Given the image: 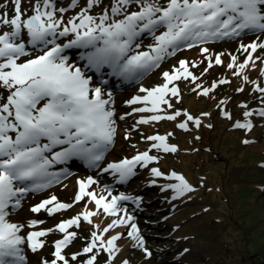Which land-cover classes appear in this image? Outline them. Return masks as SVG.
Masks as SVG:
<instances>
[{
  "label": "snow or ice",
  "instance_id": "snow-or-ice-1",
  "mask_svg": "<svg viewBox=\"0 0 264 264\" xmlns=\"http://www.w3.org/2000/svg\"><path fill=\"white\" fill-rule=\"evenodd\" d=\"M99 3L100 0H86V7L65 22L57 13L62 14L66 9L57 8L56 0H35L31 4V15L21 11V0H14V15L8 18L5 13L0 17V25L9 29L0 32V264H24L23 246L35 253L45 246L41 238L54 231L62 233L63 238L54 242V258L42 264H69L63 252L76 238V232L69 229L80 227L81 218L91 224V217L100 209L116 219L102 232L96 225L97 230L91 233L90 242L86 243L82 253L73 254L72 260L81 254H92L85 264H95L101 250L112 258L119 251L117 241L121 235L105 239L104 234L116 226L128 227L127 236L143 247L144 241L133 216L118 206V202L132 197L124 194L112 196L110 191V200L107 196H98L88 190L96 184L91 176L78 181L75 201L89 197L97 212L85 209L77 216L61 221L54 229L30 231L26 236L21 234L25 225L9 219L11 209L19 208L26 194L59 181V175L49 171L54 164L78 157L97 166L113 144L116 121L114 109L110 107L111 93L105 99L102 87L92 86V77L86 74V69L100 72L107 67L111 69V75L138 79L183 48L191 49L211 40L239 36L246 30L264 32V0H110L109 7L100 15L90 14ZM76 5L77 0H72L71 6ZM143 37L153 40L146 50H141ZM61 38H67V42ZM73 48L86 50L79 57L86 61L85 64L70 62L65 53ZM258 49H264V42L259 39L241 44L240 50L247 53L246 59L237 63V57L231 55L227 67L235 69V75H240L250 63L255 64L253 54ZM37 52L39 54H35ZM208 53V48H201V54L208 61L205 72L213 67ZM224 55L215 56V65L223 63L221 57ZM162 75L165 81L162 85L141 87L139 91L144 95L126 101L130 106L142 105L133 108V113H152L147 118L141 117L137 123L175 121L183 115L186 119L177 125L178 128L187 131L188 122L199 128L201 120L188 112L176 110L174 114H167L161 107L172 108L169 97H179L175 81L191 78L195 83L198 79L189 71V62L180 60L179 67ZM247 79L245 76L244 80ZM218 83L230 81L222 79ZM217 86L214 82L198 94L208 96ZM255 91L264 93V87L258 86ZM240 107L247 108L246 105ZM223 114L231 119L228 112ZM258 115L264 117V109H260ZM243 116L252 117L253 112L246 110ZM234 126L248 131L253 128L251 120L236 122ZM171 135H150L147 140L153 142L152 149L174 153L176 146L168 143ZM149 151L110 163L103 172H111L118 175L120 181H125L135 174L138 165L147 167L157 159ZM151 175L161 177L164 174L158 168H152ZM166 178L179 182L167 186L175 191L174 199L194 191L185 178L175 172ZM71 207L72 204L59 202L56 196H51L32 206L30 211L37 214L45 211L52 216ZM41 223V220H30L27 227L35 228ZM144 251L151 255L147 249Z\"/></svg>",
  "mask_w": 264,
  "mask_h": 264
},
{
  "label": "rangeland",
  "instance_id": "rangeland-1",
  "mask_svg": "<svg viewBox=\"0 0 264 264\" xmlns=\"http://www.w3.org/2000/svg\"><path fill=\"white\" fill-rule=\"evenodd\" d=\"M9 1L14 3V0ZM34 2L35 0H21V11L30 15L31 4ZM71 2L72 0H56L57 8L66 9L62 14L57 13L58 17L63 16L65 22L86 7V0H77L75 7L71 6ZM109 5L110 0H100L90 14L100 15ZM2 31L6 30L0 25V32ZM142 39L141 50H146L153 40L151 37ZM258 39L264 42V32L253 33L246 30L239 36L211 40L191 49L183 48L175 55L166 57L158 68L138 79L111 75V69L107 67L100 72L86 69V74L92 77V86L102 87L105 99L111 93L110 107L114 109L116 121L113 144L91 170L86 169L85 160L78 157L66 161L64 165L54 164L49 171L59 172L65 178L43 191L26 194L22 198L21 206L11 209L9 219L25 225L21 234L26 236L30 231L54 229L61 221L71 219L85 209L97 212L96 205L89 197L75 201L79 191L78 181L91 176L96 184L88 190L98 196L104 195L110 200V191L112 196L124 194L132 197L131 200L118 202V206L127 209L133 216V222L144 241L143 247H140L127 236V231L130 230L128 227H113L104 236L107 239L120 234L121 239L117 241L119 251L110 258L108 253L101 250L95 264H124L125 261L127 264H264V117L258 115L259 110L264 109V93L255 91L258 86L264 87V49H258L253 54L257 64L250 63L240 75H235V69L227 67L231 62V55L237 57V63H243L247 53L240 50L241 44L247 45ZM61 40L67 42V38ZM203 47L209 49L207 55L212 57L213 62V67L206 72L208 61L201 54ZM77 50L76 52L80 51L78 56L75 61L72 59L70 62L83 65L86 61L79 57L86 50ZM220 53H225L221 57L223 63L215 65V56ZM180 60L189 62V71L198 79L195 83L191 78L175 81L180 95L169 97L174 108L169 109L166 105L161 107L167 114H174L176 110L186 111L200 119L201 126L197 128L192 122H188L187 131L179 129L177 125L186 119L183 115L177 117V125L165 120L138 124L141 117L147 118L152 113H133V108L142 105L130 106L126 101L136 95H144L139 91L141 87L153 88L162 85L165 82L163 72L171 73L174 67H179ZM193 63L196 64L195 67L192 66ZM245 76L247 81L244 80ZM222 79L230 83L219 84ZM186 82L187 88L184 86ZM214 82L218 86L208 96L198 94L203 88L211 87ZM196 88L197 91H192ZM241 88L243 91H238ZM187 91L188 97L195 95L208 101L200 113H191L185 107ZM221 101L225 103L221 104ZM240 105H246L247 108ZM246 110L252 111L253 116L244 117ZM224 112H228L231 119ZM121 116L124 119H120ZM214 120L222 128L215 126ZM246 120H251L253 124L251 131L234 126L236 122L243 123ZM226 124L229 125L228 132L232 133L227 135H231V138H227L225 134V139L223 137L224 140L219 143V136ZM164 127H167V132L163 131ZM168 133L172 134L168 143L176 146V152L165 153L151 148L153 142L147 140L148 136ZM245 140L249 143H243ZM215 142L219 144V149L215 150ZM191 149H197V152L190 154ZM144 151H149L157 159L147 167L138 165L134 169L135 174L127 180L120 181L118 175L103 172L108 164L125 158L131 159ZM152 168H158L164 175L152 176ZM173 172L183 176L194 191L174 199L175 191L167 186L179 182L166 178ZM51 196H56L59 202L72 204V207L52 216L45 211L38 214L30 211L32 206ZM100 212L103 213V209L91 217V224L81 218L80 227L73 226L69 229L76 232V238L63 252L69 264H85L92 254H81L76 260L71 259L72 255L82 253L86 243L91 240V233L97 230L96 225L102 232L116 219L104 213L100 215ZM30 220H41L43 223L35 228L27 227ZM61 238L63 234L58 231L42 237L45 246L35 253L26 245L23 246L24 264L50 262L54 258V242ZM144 249L151 255L148 256Z\"/></svg>",
  "mask_w": 264,
  "mask_h": 264
},
{
  "label": "trees",
  "instance_id": "trees-1",
  "mask_svg": "<svg viewBox=\"0 0 264 264\" xmlns=\"http://www.w3.org/2000/svg\"><path fill=\"white\" fill-rule=\"evenodd\" d=\"M13 7H14V3L13 2H10L9 0L7 1V0H4L3 2H1V0H0V17H2L5 13L7 14V16H8V18H11V16L12 15H14V11H13ZM3 28L7 31V30H9L8 29V27L7 26H3ZM76 51H78L76 48H73V49H68L67 50V55L69 56V60H74L75 61V58L78 56V53L79 52H76ZM35 54H39L38 52L37 53H35ZM256 54V53H255ZM254 58V57H253ZM255 63L257 64V60H255ZM259 67V66H258ZM257 68V67H256ZM259 71H260V69H259ZM189 82V81H188ZM188 82H186L185 84H184V86L187 88V83ZM198 90V88H196L195 89V91H197ZM193 91V90H192ZM185 98H186V105H185V107L191 112V113H194V114H197V113H200V111L201 110H203L202 108H203V106H205L206 105V103L208 102V101H204L205 99H203V98H200V97H198V96H195V95H193V97H188V91L187 92H185ZM211 105V104H210ZM174 107H172V109H173ZM198 111V112H194V111ZM205 111V110H204ZM205 112H207V111H205ZM166 122H169V123H171L172 125H177L178 123H177V119L175 120V121H168V120H165ZM213 124L215 125V126H217L218 128H222L221 126H220V123H217L215 120H214V122H213ZM168 127V126H167ZM167 127H164V129L166 128L167 129ZM213 127V126H212ZM229 128V125L228 124H226L225 125V127L223 128V132H222V134H220V138H219V140H218V142L220 143L221 141H223L224 139H225V136L227 135V133L228 134H232V133H230V132H228V129ZM163 130V131H165V132H167L168 130ZM180 129V128H179ZM181 130H183V129H181ZM185 131V130H184ZM232 131V130H231ZM235 132V131H234ZM226 134V135H225ZM223 137H224V139H223ZM227 138H231V135H227ZM206 147V146H205ZM204 147V148H205ZM215 150L216 149H219L220 147H219V144L218 143H216L215 142ZM203 148V149H204ZM206 149V148H205ZM197 149H191V151H190V154H194V153H196L197 151H196ZM222 153V152H221ZM217 161H219V160H217ZM208 162V161H207ZM212 162V161H211ZM210 162V163H211ZM214 162V161H213ZM216 162V161H215ZM93 204H95L94 202H93ZM103 213H101L100 212V215H102ZM104 215V214H103ZM51 258V257H50ZM49 258V259H50Z\"/></svg>",
  "mask_w": 264,
  "mask_h": 264
},
{
  "label": "water",
  "instance_id": "water-1",
  "mask_svg": "<svg viewBox=\"0 0 264 264\" xmlns=\"http://www.w3.org/2000/svg\"><path fill=\"white\" fill-rule=\"evenodd\" d=\"M31 14H32V13H31ZM31 14H30V15H31Z\"/></svg>",
  "mask_w": 264,
  "mask_h": 264
}]
</instances>
